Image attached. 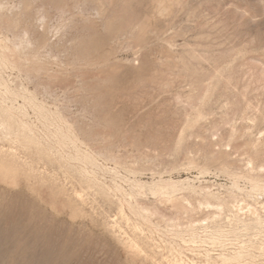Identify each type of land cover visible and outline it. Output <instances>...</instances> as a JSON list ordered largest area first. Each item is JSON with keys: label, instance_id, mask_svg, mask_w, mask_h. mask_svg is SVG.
<instances>
[{"label": "rangeland", "instance_id": "rangeland-1", "mask_svg": "<svg viewBox=\"0 0 264 264\" xmlns=\"http://www.w3.org/2000/svg\"><path fill=\"white\" fill-rule=\"evenodd\" d=\"M165 6L0 0V264H264V0Z\"/></svg>", "mask_w": 264, "mask_h": 264}, {"label": "bare ground", "instance_id": "bare-ground-1", "mask_svg": "<svg viewBox=\"0 0 264 264\" xmlns=\"http://www.w3.org/2000/svg\"><path fill=\"white\" fill-rule=\"evenodd\" d=\"M159 1V7H158V10L163 13L164 11H166V6L165 4L167 3L168 0H158ZM99 7V6H98ZM97 7V8H98ZM96 10V9H95ZM100 10V9H99ZM98 15V14H97ZM207 193V192H206ZM209 194V193H208ZM212 194V193H211ZM210 194V195H211ZM214 197V196H213ZM216 197V196H215ZM214 197V198H215ZM169 201V200H168ZM244 201V200H243ZM168 203V202H167ZM206 203V202H205ZM204 204V203H203ZM207 204V203H206ZM249 205V204H248ZM222 206V205H219V207ZM212 207V206H211ZM249 207V206H248ZM252 209V208H251ZM257 214V213H256ZM241 255V254H240ZM239 260H240V256L238 257H223L222 258V264H240L239 263ZM212 261V260H211ZM182 263V262H181ZM213 264H219L218 262H215Z\"/></svg>", "mask_w": 264, "mask_h": 264}]
</instances>
